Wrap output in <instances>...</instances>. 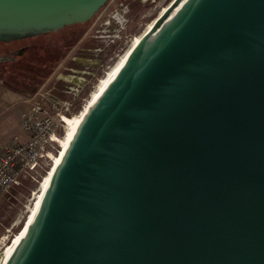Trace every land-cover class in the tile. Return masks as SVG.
Segmentation results:
<instances>
[{
  "label": "water",
  "instance_id": "95a60500",
  "mask_svg": "<svg viewBox=\"0 0 264 264\" xmlns=\"http://www.w3.org/2000/svg\"><path fill=\"white\" fill-rule=\"evenodd\" d=\"M109 1L0 0V42ZM3 264H264V0H172Z\"/></svg>",
  "mask_w": 264,
  "mask_h": 264
},
{
  "label": "rangeland",
  "instance_id": "374dc122",
  "mask_svg": "<svg viewBox=\"0 0 264 264\" xmlns=\"http://www.w3.org/2000/svg\"><path fill=\"white\" fill-rule=\"evenodd\" d=\"M171 1L113 0L110 4L107 3V6L101 8L91 20L84 23L86 26L84 32L65 51L62 59L55 65L39 88L34 93L26 92L24 89L21 90L19 93L20 108H17L15 114V118L19 122V128L21 117L29 111H34L35 105L40 102V94L44 95L46 100L52 98L60 103H66L70 108L69 115H72V119L79 115L82 108L90 100L89 98L92 96L90 94H93L96 90L100 79L124 54L132 40L140 35ZM114 12L123 16L124 23L119 28L115 26L110 28L113 32H104V34L95 32V29H107L104 25L102 28L92 27L94 22L98 24L101 20L103 23L110 22ZM113 34L118 35L117 38H113L114 42H107L106 37H103L102 41L99 37H97L98 39L94 37V35L109 36ZM96 45H98V49H96L98 51H88V48ZM73 77L76 79L74 80ZM19 134H21L20 130L19 133L17 131L14 135ZM14 135L1 145L8 144ZM59 151L60 145L58 147ZM58 154L50 155L49 159L51 161H47L43 170L36 175L35 181L24 180L20 186L12 189L8 194L0 195V257L6 246L11 245L14 237L22 230L29 210L35 201L40 182L49 172Z\"/></svg>",
  "mask_w": 264,
  "mask_h": 264
},
{
  "label": "built area",
  "instance_id": "2783aa9c",
  "mask_svg": "<svg viewBox=\"0 0 264 264\" xmlns=\"http://www.w3.org/2000/svg\"><path fill=\"white\" fill-rule=\"evenodd\" d=\"M110 22H114L115 27L119 28L124 23V18L114 12ZM105 37L107 42H114L113 38L118 35ZM40 97L34 111H29L21 117V134L14 135L10 142L0 149V195L8 194L24 180L35 181L36 175L49 160V149L56 147L64 137L66 119L72 117L69 115V106L52 98L46 100L41 94Z\"/></svg>",
  "mask_w": 264,
  "mask_h": 264
},
{
  "label": "trees",
  "instance_id": "16d2710c",
  "mask_svg": "<svg viewBox=\"0 0 264 264\" xmlns=\"http://www.w3.org/2000/svg\"><path fill=\"white\" fill-rule=\"evenodd\" d=\"M79 27L81 26H69L58 32L29 36L33 40L30 51H27L28 53L19 63L6 65L0 72V80L14 91L28 89L27 91L34 93L55 65L62 59L65 51L84 32L86 26ZM22 39L0 42V44Z\"/></svg>",
  "mask_w": 264,
  "mask_h": 264
},
{
  "label": "bare ground",
  "instance_id": "6f19581e",
  "mask_svg": "<svg viewBox=\"0 0 264 264\" xmlns=\"http://www.w3.org/2000/svg\"><path fill=\"white\" fill-rule=\"evenodd\" d=\"M171 2L169 3V5L171 4ZM169 5H167L166 7H164L161 10V12L159 13V15H161L168 8ZM154 20L155 19H153V21H151L147 25L146 29L140 35L136 36L132 40L130 46L124 52V54L117 60V62L105 74V76L102 79H100L99 84H97L98 86H97L96 90H94L93 94H90V95H92L91 98H89L90 100L82 108V110L80 111L79 115H76L75 118H73V119L72 118H67L66 119V127H65L64 137L57 143V146L56 147H51L49 149V152H48V158L50 157V155H56L57 153H59L58 154V157L56 158L54 164L49 169V172H47V174L44 176V178L40 182L39 190H38L37 195L35 197V201L33 203V206L29 210V214L26 217L25 224L23 225L22 230L18 234L16 233L17 235L12 240L13 241L12 244L9 245V246H6V248L2 252V255L0 257V264H3L5 262V260L7 259L8 255L10 254L11 250L13 249V247L16 244V242L18 241V239L20 238L21 234L23 233L24 229L26 228L27 224L29 223L30 219L32 218L33 214L35 213L37 207L39 206V204H40V202H41V200L43 198V195L46 192V189H47V187L49 185L51 176H52L55 168L58 166V164L62 160L63 155H64V153H65V151H66L69 143L71 142V140H72V138H73V136H74V134H75L78 126L80 125V123H81L84 115L95 104V102L97 101V99L99 98V96L105 90V88L107 87V85L112 80V78L114 77V75L116 74V72L118 71V69L120 68L121 64L125 60V58L128 55L129 51L132 48H135V47H137L140 44L141 38H142V36L144 34H146L147 32H150V30L152 28V25L154 23ZM59 145H60V151L58 152Z\"/></svg>",
  "mask_w": 264,
  "mask_h": 264
},
{
  "label": "crops",
  "instance_id": "0c3cea01",
  "mask_svg": "<svg viewBox=\"0 0 264 264\" xmlns=\"http://www.w3.org/2000/svg\"><path fill=\"white\" fill-rule=\"evenodd\" d=\"M19 98V92L10 89L0 80V145L9 140L17 131L19 133V122L15 118L16 110L20 108Z\"/></svg>",
  "mask_w": 264,
  "mask_h": 264
},
{
  "label": "flooded vegetation",
  "instance_id": "af4514ba",
  "mask_svg": "<svg viewBox=\"0 0 264 264\" xmlns=\"http://www.w3.org/2000/svg\"><path fill=\"white\" fill-rule=\"evenodd\" d=\"M111 24H112V26H110ZM114 24H115L114 22L103 23L101 20V22L99 24L94 22L92 27L98 26L99 28L100 27L102 28V26L104 25L105 29H107V30L95 29V32H102L104 34V32L112 31V29H110V28L114 27L115 26ZM83 25L84 24L78 25V26H81L80 28H82ZM74 26L75 25H73V27ZM105 35H103V36L100 35L99 39L101 40L103 37H105ZM91 37H93V36H91ZM30 38L31 37H27V38H23L22 40L14 41L11 43H1L0 44V72L2 71V69L6 65H9V64L15 65L16 63H19V61L28 53L27 51H30L31 46L33 45V40H31ZM96 39H98V38L96 37ZM97 46L98 45H96L92 48H88V51L98 49ZM96 51H98V50H96ZM73 79L75 80L76 78L73 77ZM24 90L27 92L28 89H24ZM16 91L20 93L21 90H16Z\"/></svg>",
  "mask_w": 264,
  "mask_h": 264
}]
</instances>
